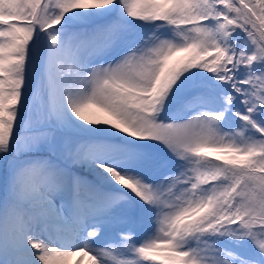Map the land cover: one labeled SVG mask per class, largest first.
I'll list each match as a JSON object with an SVG mask.
<instances>
[{"label": "snow or ice", "instance_id": "6c2138e0", "mask_svg": "<svg viewBox=\"0 0 264 264\" xmlns=\"http://www.w3.org/2000/svg\"><path fill=\"white\" fill-rule=\"evenodd\" d=\"M0 264H264V0H0Z\"/></svg>", "mask_w": 264, "mask_h": 264}]
</instances>
